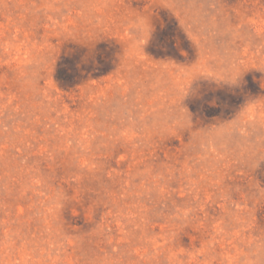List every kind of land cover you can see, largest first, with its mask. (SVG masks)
<instances>
[{
	"label": "rangeland",
	"instance_id": "374dc122",
	"mask_svg": "<svg viewBox=\"0 0 264 264\" xmlns=\"http://www.w3.org/2000/svg\"><path fill=\"white\" fill-rule=\"evenodd\" d=\"M0 264H264V0H0Z\"/></svg>",
	"mask_w": 264,
	"mask_h": 264
}]
</instances>
